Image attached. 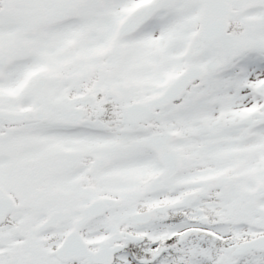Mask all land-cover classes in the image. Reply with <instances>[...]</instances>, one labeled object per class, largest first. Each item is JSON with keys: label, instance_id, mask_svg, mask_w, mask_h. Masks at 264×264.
<instances>
[{"label": "snow or ice", "instance_id": "snow-or-ice-1", "mask_svg": "<svg viewBox=\"0 0 264 264\" xmlns=\"http://www.w3.org/2000/svg\"><path fill=\"white\" fill-rule=\"evenodd\" d=\"M0 264H264V0H0Z\"/></svg>", "mask_w": 264, "mask_h": 264}]
</instances>
